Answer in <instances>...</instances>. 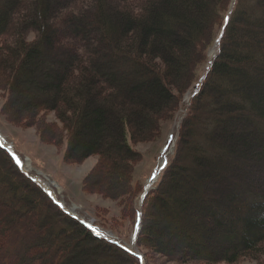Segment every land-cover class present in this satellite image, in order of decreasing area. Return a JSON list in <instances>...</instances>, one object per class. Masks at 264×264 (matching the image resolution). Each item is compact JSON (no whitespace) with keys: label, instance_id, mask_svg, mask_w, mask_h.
Returning <instances> with one entry per match:
<instances>
[{"label":"trees","instance_id":"trees-1","mask_svg":"<svg viewBox=\"0 0 264 264\" xmlns=\"http://www.w3.org/2000/svg\"><path fill=\"white\" fill-rule=\"evenodd\" d=\"M188 90L173 154L138 208L141 153L127 136L157 138ZM0 93L5 119L64 144L65 162L96 156L82 189L116 203L112 229L140 211L144 264L264 256V0H0ZM0 264L141 263L0 146Z\"/></svg>","mask_w":264,"mask_h":264},{"label":"rangeland","instance_id":"rangeland-1","mask_svg":"<svg viewBox=\"0 0 264 264\" xmlns=\"http://www.w3.org/2000/svg\"><path fill=\"white\" fill-rule=\"evenodd\" d=\"M215 45L216 42L214 41L211 47ZM190 91L191 90H188L184 94L178 111L172 119L161 122L160 134L157 138L151 141L133 143L127 136V141L130 146L141 153V159L134 166L133 181L140 182L143 189L144 185H146V181L153 174H155L156 171H158L159 161L164 157V155H166L167 162L173 154L175 140L177 138L180 125L179 118L186 112L188 106L186 97L190 96ZM2 101L3 97L0 93V106ZM48 118L52 119L53 114L49 113ZM0 137L4 142H9L17 160H21L20 164L28 161L30 164V170L27 173L28 175L39 178L46 177L49 181L54 183L57 188H59V190H56V187H53L54 190L57 191L55 193V198L53 197L54 200L59 203L60 201L63 202V205H65L66 208L74 207L73 213L89 225H92L93 228L98 229L99 233H103L106 237L108 235H110V237L114 236L113 238L121 242V244L126 247L132 246L138 253H140L135 244L132 242V235L135 229H138L139 222L136 225V220L135 224H130L128 221H124V219H122L120 224H116L117 230L115 228L112 229L107 222L111 221V217H120L119 207L110 198H104L99 194L86 193L82 189V179L94 164L96 156H89L79 164L67 163L63 160L64 144L59 147L42 142L36 135L33 127L24 128L16 126L7 121L1 113ZM173 139L174 144L172 143ZM37 173L41 175L37 176ZM157 177L155 181L157 180ZM155 181L149 189L154 186ZM141 193L135 198V204L138 208L140 207ZM103 208L108 210L106 214L103 212ZM97 212H100V214L103 213L107 219L105 220L102 216L97 215ZM148 264L174 263L165 262L161 257L155 255L154 259L150 260ZM233 264H264V256L261 257L260 261H256L254 259H244Z\"/></svg>","mask_w":264,"mask_h":264},{"label":"bare ground","instance_id":"bare-ground-1","mask_svg":"<svg viewBox=\"0 0 264 264\" xmlns=\"http://www.w3.org/2000/svg\"><path fill=\"white\" fill-rule=\"evenodd\" d=\"M209 53H208V55H209V58L210 59H212L214 56H215V54H216V45L215 46H213V47H211L210 48V50L208 51ZM186 101L188 102L189 100H188V96L186 97ZM2 137V136H1ZM0 137V143L1 144H3V145H5L10 151H11V153H13L14 154V152H13V150H12V147H11V145L9 144V142H4L3 140H2V138ZM1 146V145H0ZM14 156H15V158H16V155L14 154ZM161 159V158H160ZM16 160H17V158H16ZM18 161V160H17ZM20 161L21 160H19L18 161V163H19V165L25 170H23L26 174L29 172V170H30V164L28 163V161H27V159H26V161L27 162H24V163H21L20 164ZM165 164H166V155H164V157L159 161V168H158V171H160V170H162V168L165 166ZM157 172V171H156ZM28 175V174H27ZM35 175V174H34ZM40 176L41 174H39V173H37V176ZM31 176V175H30ZM158 176V172L157 173H155L152 177H150L148 180H147V182H146V185H145V190L146 191H148L149 190V187L152 185V183L155 181V179H156V177ZM32 177V176H31ZM34 177V176H33ZM32 177V179L35 181V182H37V183H39L41 186H42V188L44 189V191H46L50 196H52V197H54L55 198V193L57 192V191H55L54 190V188L53 187H56V190L58 189L59 190V188H57V186L54 184V183H52L51 181H49L46 177H43V178H39V177H34L33 178ZM37 180V181H36ZM38 184V185H39ZM39 185V186H40ZM40 186V187H41ZM56 201V200H55ZM59 203V202H58ZM60 203L62 204V207H64L65 209H66V211L67 212H70V214H72V215H75L74 213H73V209H74V207H71V208H66L65 207V205H63V202H61L60 201ZM60 204V205H61ZM60 207V206H59ZM61 208V207H60ZM62 209V208H61ZM76 216V215H75ZM93 230H94V232L96 233V234H101V235H103V233H99L98 232V229H95V228H93V226L92 225H89ZM137 230V229H136ZM107 237H109L110 239H115V238H113L114 236H111L110 237V235H108ZM127 248H130L134 253H136V254H138V252L136 251V249L134 248V247H132V246H127Z\"/></svg>","mask_w":264,"mask_h":264},{"label":"water","instance_id":"water-1","mask_svg":"<svg viewBox=\"0 0 264 264\" xmlns=\"http://www.w3.org/2000/svg\"><path fill=\"white\" fill-rule=\"evenodd\" d=\"M212 60H213V58L212 59H210L209 60V62L211 63L212 62ZM0 145L12 156V158L14 159V161H15V163L17 164V166L19 167V169L22 171V172H24L23 170H22V168H21V166L19 165V163H18V161L16 160V158H15V156H14V154L13 153H11V151L5 146V145H3V144H1L0 143ZM25 173V172H24ZM26 174V173H25ZM27 175V174H26ZM30 179H32V177L30 176V175H27ZM33 180V179H32ZM34 181V180H33ZM35 182V181H34ZM37 185H38V183L37 182H35ZM39 186V185H38ZM40 187V186H39ZM43 191H44V189L42 188V187H40ZM52 200H53V202L55 203V204H57L58 206H60L61 208H62V210L63 211H65L66 213H68V214H70L69 212H67L61 205H60V203H58L57 201H55L54 200V198L52 197V196H50L46 191H44ZM147 191L144 189V191H143V193L141 194V200H140V205H141V203H142V198L144 197V195H145V193H146ZM71 216H73V217H76L77 218V216H75V215H72V214H70ZM78 220H80L81 221V219L80 218H78ZM138 220H140V212H139V214H138ZM89 228V227H88ZM93 232V231H92ZM136 233H137V231H135V233L133 234V243L135 242V236H136ZM94 234L96 235V236H100V237H102V238H104V239H106V240H108V241H111V242H114V243H116L117 245H119L121 248H123V249H125V250H127V251H129L130 253H132V254H134V255H136V253H134L131 249H129V248H127V247H125L123 244H121L120 242H118V241H116V240H114V239H110V238H107V237H105V236H103V235H99V234H96L95 232H94ZM137 257H140V262H141V264H143L144 262H143V259H142V256L141 255H136Z\"/></svg>","mask_w":264,"mask_h":264},{"label":"snow or ice","instance_id":"snow-or-ice-1","mask_svg":"<svg viewBox=\"0 0 264 264\" xmlns=\"http://www.w3.org/2000/svg\"><path fill=\"white\" fill-rule=\"evenodd\" d=\"M225 19L227 20V19H228V17H225Z\"/></svg>","mask_w":264,"mask_h":264}]
</instances>
